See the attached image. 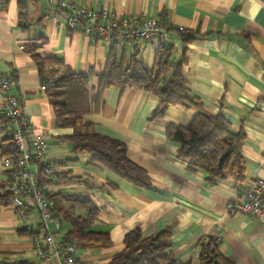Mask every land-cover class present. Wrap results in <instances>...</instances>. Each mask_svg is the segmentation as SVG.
<instances>
[{
	"label": "crops",
	"instance_id": "0c3cea01",
	"mask_svg": "<svg viewBox=\"0 0 264 264\" xmlns=\"http://www.w3.org/2000/svg\"><path fill=\"white\" fill-rule=\"evenodd\" d=\"M72 1L116 16L144 12L183 27L191 40L182 77L206 113L221 114L229 132L243 133L245 171L241 182L225 176L210 185L204 172L188 170L177 157L179 145L166 137L165 129L169 124L189 125L194 109L170 106L163 117L151 120L159 97L140 88L104 90L99 111L84 119L96 132L125 145L127 157L146 171L150 186L135 187L92 161L89 153L74 152L63 140L71 128L56 124L32 55L52 58L44 63L50 75L64 67L85 74L94 95L111 43L89 40L81 30L48 18L52 7L46 0H0V73L10 79L9 93L29 118L32 135L47 141L44 159L59 163L58 180L46 182L47 188L61 196L89 198L98 213L88 229L110 235L109 247L78 251V264L106 263L122 247L123 236L135 228L146 236L169 228L172 254L189 264H199L198 242L210 235L219 239V252L233 264H264V217L229 213L226 208L253 179L264 178V0ZM160 42L180 54L181 36L170 30L164 40L135 47L119 42V56L128 59L135 48L151 68ZM5 133L0 114V139ZM33 168L37 170L36 163ZM6 176L0 166V191ZM36 222L40 216L32 208L19 216L14 206L0 205V252L9 253L0 258L37 264L32 238L20 233Z\"/></svg>",
	"mask_w": 264,
	"mask_h": 264
},
{
	"label": "trees",
	"instance_id": "16d2710c",
	"mask_svg": "<svg viewBox=\"0 0 264 264\" xmlns=\"http://www.w3.org/2000/svg\"><path fill=\"white\" fill-rule=\"evenodd\" d=\"M170 29L176 30L181 36V52L176 56L172 45L160 42L154 50L151 68L146 66L135 48L127 59L124 55L119 56V42H111L94 95L89 89L85 74L75 73L69 67H64L60 73L49 77L43 72L44 63L52 58H40L35 53L32 55L40 66L38 68L40 80L47 89L56 124L71 128V133L64 136L63 140L72 145L74 152L89 153L92 161L131 185L138 188L150 186L151 180L146 171L127 157L125 145L115 138L96 132L92 124L84 119L92 112L99 111L104 90L116 87L123 92L127 88H140L159 97L151 120L163 117L170 106L194 109L189 125L182 127L169 124L165 129L166 137L179 145L177 157L186 164L188 170L204 172L210 185H215L225 176L241 182L244 180L245 172L241 154L244 135L241 131L229 132L226 128L227 121L221 114L206 113L198 100L190 94V89L182 77V66L186 61V44L191 38L185 33V29L178 30L172 26ZM1 118L4 125L6 119L2 115ZM6 157L9 158L12 168L17 169L16 147L11 134L7 131L0 139V160ZM43 166V163L36 162V178L40 183L57 179L59 176L57 172L53 179L46 178ZM8 175L10 173H7ZM5 182L1 186L0 205L13 206L14 193L3 189ZM48 197L53 202L52 210L61 221L62 241L75 242L77 251L107 248L111 245L108 232L88 229L98 213V209L89 198L53 193H48ZM62 200L69 205L63 206L60 203ZM29 208L35 210L33 207H15L19 216L27 215ZM32 225V229L25 225L20 233L41 240L43 233L40 222ZM218 245L219 239L212 235L200 240L197 245L199 264H233L219 252ZM170 246L169 228L147 236L135 228L123 236L122 247L103 264H189L175 258ZM0 264L33 263L1 257Z\"/></svg>",
	"mask_w": 264,
	"mask_h": 264
},
{
	"label": "built area",
	"instance_id": "2783aa9c",
	"mask_svg": "<svg viewBox=\"0 0 264 264\" xmlns=\"http://www.w3.org/2000/svg\"><path fill=\"white\" fill-rule=\"evenodd\" d=\"M46 1L52 7L47 13L48 18L63 21L69 30H81L92 41L137 45L155 38L164 40L171 30L167 21L154 19L144 12L135 16H116L107 9L76 5L72 0ZM10 83V79L0 73V114L6 119L4 126L17 151V169L12 168L9 158L0 160V166L10 173L3 189L14 193V207H33L40 216L43 238L32 239L37 264H78L76 244L61 240V221L52 210L47 184L37 180L33 168L36 162L43 163L44 176L53 179L59 163L44 159L48 143L44 138L32 135L29 118L22 112L18 98L9 93ZM226 208L229 213L264 217V178L253 179L227 202ZM27 228L32 229L33 225L27 224Z\"/></svg>",
	"mask_w": 264,
	"mask_h": 264
},
{
	"label": "rangeland",
	"instance_id": "374dc122",
	"mask_svg": "<svg viewBox=\"0 0 264 264\" xmlns=\"http://www.w3.org/2000/svg\"><path fill=\"white\" fill-rule=\"evenodd\" d=\"M44 74L46 73V75H49V77H51V75L49 74V69H48V66H44Z\"/></svg>",
	"mask_w": 264,
	"mask_h": 264
}]
</instances>
